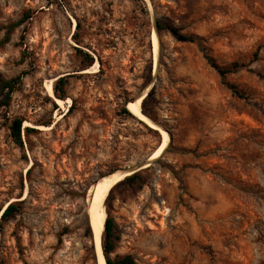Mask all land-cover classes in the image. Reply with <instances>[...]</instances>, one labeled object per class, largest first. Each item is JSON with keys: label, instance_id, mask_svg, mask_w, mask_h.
<instances>
[{"label": "rangeland", "instance_id": "rangeland-1", "mask_svg": "<svg viewBox=\"0 0 264 264\" xmlns=\"http://www.w3.org/2000/svg\"><path fill=\"white\" fill-rule=\"evenodd\" d=\"M27 14L1 45L5 27ZM158 20L202 39L221 67L245 65L227 81L246 98L224 85L196 44L159 30ZM258 73L264 0H0V220L10 204L20 207L0 229V264H100L104 234L99 246L88 234L92 190L159 149L162 135L146 121L170 142L140 181L122 179L106 193L102 206L119 236L111 257L264 264ZM18 76L5 105L1 81ZM144 94L146 119L127 116L124 108ZM14 119L24 122V148L12 137Z\"/></svg>", "mask_w": 264, "mask_h": 264}, {"label": "trees", "instance_id": "trees-1", "mask_svg": "<svg viewBox=\"0 0 264 264\" xmlns=\"http://www.w3.org/2000/svg\"><path fill=\"white\" fill-rule=\"evenodd\" d=\"M137 1H142V0H137ZM30 18V14H27L22 20L16 23H12L8 26L5 27L6 33L5 37L1 42V45H6L8 44L11 39L12 35L15 32L17 28L25 24V22ZM157 27L159 30H167L169 31L178 41L181 42H190L193 44H196L201 52L204 55V58L207 60L208 64L214 68L217 73L220 75L222 78V82L224 85L229 88L233 94L240 98H246V93L239 89L236 85L230 84L227 81V77L231 74L234 73L242 68L245 67L243 64L239 63H234L228 68H223L220 65L216 63V61L208 54L207 50L203 47L202 44V39L194 36H189L183 34L178 28L173 27L171 25H167L162 23L160 20L157 21ZM86 59L88 60L87 67H90L94 64V59L90 57L89 55H85ZM258 76L264 79V76L260 73H258ZM22 77L18 76L14 79L5 81H1V88L2 91H7L6 97H5V105H9L11 101V96L12 94L17 90L18 85L21 83ZM150 96V95H149ZM148 96V97H149ZM148 97L144 99V104H146ZM60 99H64L63 96L59 97ZM124 113L127 116H130L131 113L127 108H124ZM24 122L21 119H14L10 125V130L12 137L14 139V142L20 146L21 148H24V140H23V128ZM28 131L30 129H27ZM141 177L140 174H135L133 176H130L126 178L123 182L125 183H137L140 181ZM19 205L17 203L10 204L2 213L1 220H0V229L2 228L3 222L8 221L11 219L14 215H16L19 212ZM88 234L90 237L93 238V232L92 228L89 227L88 229ZM119 240V236L116 233V225L115 221L111 217H107L106 223H105V231H104V243H103V252L106 260V264H137L136 260L132 256H125V257H116L113 259L111 257V254L114 253L116 250V242Z\"/></svg>", "mask_w": 264, "mask_h": 264}, {"label": "bare ground", "instance_id": "bare-ground-1", "mask_svg": "<svg viewBox=\"0 0 264 264\" xmlns=\"http://www.w3.org/2000/svg\"><path fill=\"white\" fill-rule=\"evenodd\" d=\"M155 39V38H154ZM155 51L157 53L158 51V42L155 39ZM158 57V54H157ZM158 59V58H157ZM99 67V64L97 63V65L95 66L94 69H97ZM93 68V67H92ZM90 72V70L88 71ZM49 91L50 94L54 96V89L53 86H49ZM147 91V90H146ZM145 98V94L143 96H141L138 100L137 103L131 102L128 104V109L130 110V112L136 116L138 119L140 120H145L146 118H144L141 109H140V105L143 102ZM57 102L60 105H64L65 102L63 100L57 99ZM146 123L148 124V126L150 128H153L154 130H157L161 133L163 141L161 146L159 147V149L152 155V157L150 158V161H154L157 159H159L162 154L165 152L166 148L169 145L170 142V138L169 135L166 133L165 130L163 129H159V127L154 124L151 121H146ZM29 125V124H28ZM126 177V175L123 174V172H118L115 173L113 175H110L108 177H105L103 179H101L94 187L93 191V209L91 211L93 217H92V227L94 230V234L96 237V240L98 242V246L100 245V241L102 239V236L104 234L105 231V223H106V213L105 210L103 209V203L105 201L106 198V193L109 191V189L118 181L124 179ZM128 178V177H127ZM100 264H106V260L103 256L100 257Z\"/></svg>", "mask_w": 264, "mask_h": 264}, {"label": "water", "instance_id": "water-1", "mask_svg": "<svg viewBox=\"0 0 264 264\" xmlns=\"http://www.w3.org/2000/svg\"><path fill=\"white\" fill-rule=\"evenodd\" d=\"M127 109H128V107H127ZM129 110V109H128ZM154 123V122H153ZM155 124V123H154ZM157 125V124H156ZM158 126V125H157ZM159 127V129H163L162 127H160V126H158ZM164 130V129H163ZM157 131V130H156ZM155 161V160H154ZM154 161H147L146 163H144V164H141V165H139V166H136V167H134V168H130V169H127V170H124V171H122L123 172V174L124 175H126V177L125 178H127V177H130V176H133V175H135V174H138V173H140L141 171H143V170H145V169H148V168H150L152 165H153V163H154ZM124 178V179H125ZM123 179V180H124ZM91 228H92V214H91ZM92 231H93V228H92Z\"/></svg>", "mask_w": 264, "mask_h": 264}]
</instances>
